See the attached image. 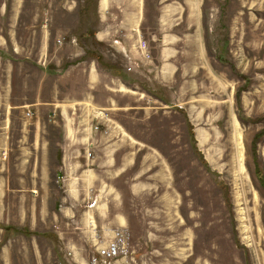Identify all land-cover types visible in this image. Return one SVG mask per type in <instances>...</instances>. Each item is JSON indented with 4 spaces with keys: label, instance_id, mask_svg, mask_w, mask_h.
<instances>
[{
    "label": "rangeland",
    "instance_id": "374dc122",
    "mask_svg": "<svg viewBox=\"0 0 264 264\" xmlns=\"http://www.w3.org/2000/svg\"><path fill=\"white\" fill-rule=\"evenodd\" d=\"M19 1L25 36V24L46 11L44 0ZM47 3L50 75L35 88L40 71H27L28 86L18 89L24 100L37 91L44 100L36 104L42 135H30V105L11 109L0 88V122L9 116L14 129L0 136V150L3 172L14 176L27 157L40 180L46 161L50 183L35 182L31 201L6 194L0 264H91L117 228L115 214L124 218L128 251L109 264H264V0H202L207 69L172 87L130 65L129 75L115 74L120 56L92 34L96 0ZM69 129L86 140L67 152L79 151L94 178L81 182L77 173L73 206L57 161ZM89 193L101 195V209L90 210Z\"/></svg>",
    "mask_w": 264,
    "mask_h": 264
},
{
    "label": "crops",
    "instance_id": "0c3cea01",
    "mask_svg": "<svg viewBox=\"0 0 264 264\" xmlns=\"http://www.w3.org/2000/svg\"><path fill=\"white\" fill-rule=\"evenodd\" d=\"M6 1L0 0V88L7 89L6 101L11 109L25 106L23 104L30 105L32 111H28L30 115L32 114L34 125L30 135L41 136L40 127L35 126L40 124V118L37 116L39 107L36 104L43 103L44 100L40 99L41 95L37 97L38 91L34 92L35 95L30 97V100H24L25 96L19 94L18 89L28 86L26 83L27 71H40V78L37 80L35 88L39 87L40 83L47 82L50 75V69L45 64L48 61L50 34L48 0L40 3V7H45L46 11L40 21L25 24V27L29 28L25 36L21 32L22 24L18 22L21 1L13 0L9 6ZM95 6L97 22L92 34L98 41L111 42L109 46L114 48L120 56L121 70L126 75L128 74L126 68L130 65L132 67L130 71L145 76L151 83L157 82L161 86L172 87L175 81L177 82V78L188 81V78L194 77L202 68L207 69L205 65L207 53L201 30L202 0H96ZM142 39L148 45L150 59H145L138 49V44ZM44 60H46L45 63ZM133 73H130V76L134 77ZM91 77L95 79L96 74L92 73ZM134 81L136 82V80ZM179 86L185 87L184 84H179ZM14 89H17L16 93ZM16 96L21 97V100L11 102L12 98H16ZM8 117L4 115L3 124L0 122V136L2 137L10 136L14 130L10 127L11 118ZM74 131V129H69V132L66 133L70 139L63 149L64 154L61 153L57 160L68 174L69 179L65 183V192L71 199L70 205L72 206L79 197L76 184L85 182L86 175H90V172L83 171L81 168L79 151L76 155L72 153V150L67 152L70 146L74 150L77 143L86 140L85 136L75 138L77 133ZM94 143L93 140L92 144ZM42 144L41 147L44 146ZM43 150H48V147L45 145ZM70 151L71 154H69ZM69 156L72 158V165L67 163ZM6 158L7 153H2L0 150L1 208H4L6 194L10 192L17 191L20 193L21 199L31 201L34 198V183L39 180L34 176L31 164L27 168L26 162L29 161L27 157L24 158L23 169H19V173L17 172L13 176V174L3 172L4 166L2 165L7 162ZM43 165L39 181L42 185H48L50 183L49 164L45 161ZM80 171L84 175L81 182V177L76 176ZM85 172L87 173L84 174ZM90 177L93 178L91 175ZM87 181L91 186L93 181L89 178ZM12 183L14 186L10 185ZM41 194L42 198H48V188ZM88 198L89 202L87 203H89L90 210L95 211V206L102 208L98 202L101 195L92 199V194L89 193ZM113 222L116 229H119L124 224V218L120 214H115ZM107 230L114 231L110 225Z\"/></svg>",
    "mask_w": 264,
    "mask_h": 264
},
{
    "label": "built area",
    "instance_id": "2783aa9c",
    "mask_svg": "<svg viewBox=\"0 0 264 264\" xmlns=\"http://www.w3.org/2000/svg\"><path fill=\"white\" fill-rule=\"evenodd\" d=\"M138 49L144 57H149L145 40H140ZM128 69H130V67H128ZM26 116H30L29 111L26 112ZM121 230L122 228L116 229L108 241L97 247V253L90 259L91 264H109L120 256L126 257L128 251L127 238Z\"/></svg>",
    "mask_w": 264,
    "mask_h": 264
},
{
    "label": "trees",
    "instance_id": "16d2710c",
    "mask_svg": "<svg viewBox=\"0 0 264 264\" xmlns=\"http://www.w3.org/2000/svg\"><path fill=\"white\" fill-rule=\"evenodd\" d=\"M115 74L116 75H118L119 77H121V76H124L125 75V73L121 70V69H116V72H115Z\"/></svg>",
    "mask_w": 264,
    "mask_h": 264
}]
</instances>
